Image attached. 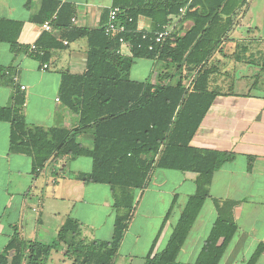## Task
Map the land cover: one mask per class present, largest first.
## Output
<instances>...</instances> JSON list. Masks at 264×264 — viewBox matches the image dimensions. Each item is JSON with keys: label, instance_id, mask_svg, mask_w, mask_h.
I'll return each mask as SVG.
<instances>
[{"label": "crops", "instance_id": "0c3cea01", "mask_svg": "<svg viewBox=\"0 0 264 264\" xmlns=\"http://www.w3.org/2000/svg\"><path fill=\"white\" fill-rule=\"evenodd\" d=\"M44 1L0 0V18L22 24L18 43L27 48L15 54L9 44L0 45V67L8 69L6 78L0 81V108L13 107L15 89L19 87L25 95L23 115L29 126L74 130L79 116L63 105L60 86L63 74L85 72L88 39L71 42L63 38L62 29L53 26L56 14L51 20L36 21ZM50 1L59 4L58 10L63 5L72 6L70 23L88 30L104 28L111 10L117 8L115 0ZM241 1L221 46L209 60L217 73H226L220 80L214 79L218 74L212 77L211 85L218 89L219 96L191 141L195 148L234 153L235 159L215 172L210 198L177 256L179 264L196 263L217 220V200L235 203L233 217L238 227L220 264H249L259 246H264V0ZM184 14L173 17L168 25L181 35L193 26L192 22H181ZM45 23L51 24L50 32L43 30ZM137 31L151 33L153 20L139 15ZM45 35L54 41L44 40L51 49L47 50L49 57L43 63L38 56H43L45 49L39 48L38 42ZM33 46L38 48L37 52ZM120 49L122 55H132L127 42ZM237 55L243 60L237 61ZM253 57L255 60H251ZM161 65L164 67L162 62L137 59L130 79L148 82ZM225 87L228 89L224 90ZM10 137L11 123L0 120V254L13 237L14 227L26 241L51 244L68 218L80 224V238L86 243L110 242L117 214L111 188L84 184L75 177L92 171V158L57 156L35 175L32 156L12 153ZM79 141L92 149L94 141L89 133L80 135ZM196 179L197 174L192 172L162 168L154 171L148 188L136 193L133 217L115 264H147V256L173 206L153 255L166 249L188 199L196 192ZM65 251L64 244L53 250L47 264H75L74 258L65 256ZM255 264H264V252Z\"/></svg>", "mask_w": 264, "mask_h": 264}, {"label": "trees", "instance_id": "16d2710c", "mask_svg": "<svg viewBox=\"0 0 264 264\" xmlns=\"http://www.w3.org/2000/svg\"><path fill=\"white\" fill-rule=\"evenodd\" d=\"M241 4V0H115L125 31L108 36L103 28L72 26V6L63 5L58 10L57 2H43L36 21L51 20L56 14L53 26L62 29L63 38L71 42L88 39L85 72L63 74L59 93L65 108L79 116L78 126L74 130L29 126L23 115L25 95L19 87L15 89L13 107L0 108V120L11 123V152L32 156L35 175L57 156L91 157L92 171L75 177L84 184L111 188L117 213L114 234L110 242L88 244L80 238V224L68 218L53 243L42 244L24 240L14 227L13 237L0 254V264H47L52 251L62 244L66 245L65 256L74 258L75 264H115L133 217L136 193L148 188L157 168L197 174L196 192L188 199L166 249L153 255L173 206L147 256V264H179L177 256L210 198L215 172L235 159L234 153L195 148L191 141L219 96L218 89L211 85L217 71L209 60L221 46ZM182 8L186 11L181 22H192L193 26L184 35L175 30L156 43V35L173 17L181 16ZM139 15L153 20L151 33L137 31ZM21 30V23L0 18V45L9 44L15 54L27 51L18 43ZM46 38L54 41L45 35L38 42V47L45 49L43 56H38L43 63L51 49L44 44ZM121 38L130 46L131 56L118 53ZM137 59L164 63L155 83L130 79ZM236 60L242 61L243 57L237 55ZM6 71L0 67V81L6 78ZM86 133L94 141L92 149L79 141V136ZM235 206L217 200V220L195 264H220L238 230L233 217ZM263 252L264 246H259L249 264H255Z\"/></svg>", "mask_w": 264, "mask_h": 264}, {"label": "built area", "instance_id": "2783aa9c", "mask_svg": "<svg viewBox=\"0 0 264 264\" xmlns=\"http://www.w3.org/2000/svg\"><path fill=\"white\" fill-rule=\"evenodd\" d=\"M184 8L180 9V13L183 15L185 13ZM120 9L119 8H113L110 12V16H109V22L108 24L103 28L106 35L108 36H117L121 33H123L125 31V26L121 23L120 19H119V14H120ZM43 30L50 32L52 30L51 24L50 23H45L42 26ZM173 32V27L170 26H165L163 31L158 33L156 35V43H161L165 40V38H167L171 33ZM120 44L121 45H126V41L121 38L120 40ZM32 49L37 52V47L33 46ZM150 50H152V47L149 48ZM118 53H122L121 49H119ZM45 68H47L48 66L45 65ZM7 74H9L7 72ZM14 80L16 81L17 78H14ZM22 89H25V87H22Z\"/></svg>", "mask_w": 264, "mask_h": 264}, {"label": "rangeland", "instance_id": "374dc122", "mask_svg": "<svg viewBox=\"0 0 264 264\" xmlns=\"http://www.w3.org/2000/svg\"><path fill=\"white\" fill-rule=\"evenodd\" d=\"M163 65H164V63H162ZM138 65H140V64H138ZM136 66V67H134V69L136 70V69H138L137 67H139V66ZM164 69V67H162V65L161 66H159V67H157V69L154 71V72H156V74L150 79V81H154V82H156L157 81V78H158V75L160 74V72L162 71ZM176 72V70H173L172 71V73H175ZM218 75L217 76H215V78L214 79H218V80H220L221 78H223V77H225L224 75H226V73L225 74H223V73H217ZM175 81H177V80H175ZM217 82V81H216ZM175 83V82H174ZM228 88H224V90H227ZM253 91H255V92H257L256 90H253ZM99 206H101L100 205V203H99ZM102 211V210H101ZM104 217V216H103ZM108 227H109V224H107L106 225V230H105V232H107V230H108ZM69 258H71V257H69Z\"/></svg>", "mask_w": 264, "mask_h": 264}]
</instances>
